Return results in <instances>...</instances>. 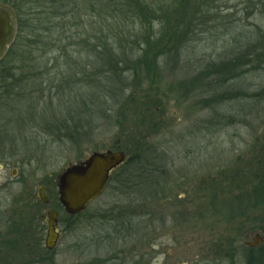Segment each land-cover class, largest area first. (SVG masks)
<instances>
[{
	"label": "rangeland",
	"instance_id": "374dc122",
	"mask_svg": "<svg viewBox=\"0 0 264 264\" xmlns=\"http://www.w3.org/2000/svg\"><path fill=\"white\" fill-rule=\"evenodd\" d=\"M113 3L122 13L96 7L82 19L81 38L91 35L106 57L118 53L124 62L128 54L129 66L139 57L130 51L144 49L142 37L156 41L142 81L134 83L133 70L124 69L102 94L108 107L100 106L98 87L81 88L71 96L75 104L62 97L49 102L47 93L36 94L39 104L0 98V264H253L264 254L263 202L248 201L264 169L258 151L264 149V0ZM0 7L12 12L15 27L11 7L1 0ZM168 37L173 42L165 45ZM231 64L234 77L228 69L226 84L211 87L219 74L210 70ZM200 76L202 84L181 89ZM125 81L135 88L123 98L139 106L111 97ZM62 120L68 124H56ZM74 124L80 133L70 141L65 129ZM133 130L145 137L139 147L132 145ZM109 150L125 152L132 164L112 174L86 211L68 220L61 212L53 251L40 248L33 232L25 242L14 233L15 222L34 217L28 207L40 186L54 185L69 164ZM258 234L263 242L248 246Z\"/></svg>",
	"mask_w": 264,
	"mask_h": 264
},
{
	"label": "trees",
	"instance_id": "16d2710c",
	"mask_svg": "<svg viewBox=\"0 0 264 264\" xmlns=\"http://www.w3.org/2000/svg\"><path fill=\"white\" fill-rule=\"evenodd\" d=\"M111 1V3L99 4V0H1V3L9 5L13 10L16 23L14 36L10 41V45L0 59V98L9 97V100L18 103H21V100H30L31 103L39 104V99L44 96V94L40 95L39 93H47L49 102L54 101L55 97H62V99H66L67 101L70 98V103L73 102V104H75L77 98L74 101L71 96L74 94H78L77 96H79L78 91H80L81 88L83 89V87H90L91 89L98 87V92H101L100 95L105 92L109 94L111 89L110 84L114 79L117 80L120 78L119 76L124 69H127V71L130 69L133 70L134 83L142 81L140 72H142V69L146 65H149L148 59L151 55L149 52H152V50H159L156 46V41L150 42L144 37H142V42L138 39L140 44L143 43L144 49L132 48L133 50H131L130 53H132L133 56L136 55L139 57L135 60L134 65L129 66V60L126 57L128 54H125L124 62H121L123 58H120V56L117 55L118 53L114 54V52L111 53L109 50L107 51L111 54L106 57L99 51V47L93 44V37L91 35L86 40L81 38L83 34L81 30L82 19L89 15L93 16L96 7H98L101 12L111 15H118L117 12L122 13L120 10H122L123 7L118 9L114 7V0ZM140 1L141 0H130L133 6H135L137 2L140 3ZM141 13L142 10H139V12L135 13L133 18L135 20L140 18ZM87 23H89L88 20ZM142 23L145 24L144 22ZM89 27L92 29L91 24ZM164 33L165 31L163 34ZM161 37L162 36H160V38ZM166 37L167 35L163 37V40ZM169 41L173 42V40L168 37L165 45ZM183 47L184 46L180 48L177 47L178 49L176 48L177 50L175 49L176 51L170 54L172 57H169L167 63L169 61L171 62L173 60L172 58H175V53L179 55ZM139 52H141V54H139ZM92 57L95 58L96 61L92 62ZM122 63H125L124 68H121ZM229 66H225V70L222 65L213 67L211 70L209 68L211 74H219V77L214 80L211 87L217 86L220 88L226 84L229 79H227L223 73L228 69L229 73L233 70V65L231 64L230 68ZM209 70L202 75H207ZM230 75H232V73H230ZM232 76L234 77V75ZM201 77L202 76L199 78L195 77L189 83L186 82V86L185 83H180L181 89L202 84ZM122 80L125 79L123 78ZM104 82L110 83H108V85H103L102 83ZM136 85L137 87L142 86V84ZM207 85L206 86L209 88L210 84L208 83ZM129 87L132 89L135 88L133 84L128 86L125 81L116 91H112L110 95H112L111 97L118 105L121 103V100H123L126 101L129 107L131 105L134 107L136 105L139 106L137 102L134 103L133 99L130 98L126 100L123 98L128 96L123 94ZM141 89L142 88L139 90ZM36 94L40 95L39 99L35 97ZM102 96L101 99L99 98L98 100L100 106L108 107L107 103L109 104L110 101H108V98L105 96H103L105 100L102 101ZM222 98L223 94L213 99L221 100ZM80 102L84 105L85 110L89 108L88 101L80 99L79 103ZM115 103H113L114 106L116 105ZM155 104H157V102ZM31 105L29 106L31 107ZM19 106L22 107V105ZM138 116L142 119L140 115ZM63 122L64 120L56 124H68V120ZM76 124L81 123L79 121ZM76 124H74L73 127L65 129L67 132V139L70 141H75L77 139V133H80L79 125ZM133 133L131 137L132 145L135 144L136 147H139L145 137L140 136L137 130H133ZM258 151H260L261 155L259 160L264 162V149H259ZM132 161V158L129 159V161L119 169H125L126 166L132 164ZM259 175L260 176H254L257 177L256 185L258 188H252L248 196V201L250 199H254L257 203L261 201L264 206V169L259 171ZM224 195H226V193ZM60 208L62 212L65 213L62 206H60ZM66 218L72 219L74 217L65 213L63 220H68ZM262 218H264V215H262ZM20 220L21 222L17 224L16 222L14 223V233L18 234L24 242L32 240V238L29 237L33 232L31 228L32 221L28 219L24 220V218ZM38 240L40 241V248H42L43 240L42 238ZM46 251L48 250L46 249ZM49 252L50 251H48V253ZM258 254L259 255L255 257L252 263L259 262L260 264H264V254ZM257 258L259 261H257Z\"/></svg>",
	"mask_w": 264,
	"mask_h": 264
},
{
	"label": "water",
	"instance_id": "95a60500",
	"mask_svg": "<svg viewBox=\"0 0 264 264\" xmlns=\"http://www.w3.org/2000/svg\"><path fill=\"white\" fill-rule=\"evenodd\" d=\"M12 12L0 7V56L5 51L14 33ZM127 162L123 151L94 152L76 164H69L57 177L59 201L66 214L76 216L86 211L92 202L105 191L112 173ZM45 200V199H44ZM57 214L51 212L45 246L53 251L59 240V233L54 229ZM263 242L259 234L250 247Z\"/></svg>",
	"mask_w": 264,
	"mask_h": 264
},
{
	"label": "flooded vegetation",
	"instance_id": "af4514ba",
	"mask_svg": "<svg viewBox=\"0 0 264 264\" xmlns=\"http://www.w3.org/2000/svg\"><path fill=\"white\" fill-rule=\"evenodd\" d=\"M109 184V183H108ZM34 202L30 203V207H28V212H32L34 217L31 218V228L32 231L35 233L38 239L43 240L42 248L45 249V243L47 238V231H48V221L49 217L51 216V212H55L57 214V221L55 222V231L59 233L61 237L62 232V222L59 219L61 215V203L59 201V190L57 181L54 182V185L50 186H40L38 191L32 195ZM45 199V200H44ZM37 204V205H36ZM22 216H26L27 214L22 212ZM44 237V238H43ZM59 237V239H60ZM59 241V240H58ZM250 241L247 243L249 246Z\"/></svg>",
	"mask_w": 264,
	"mask_h": 264
}]
</instances>
